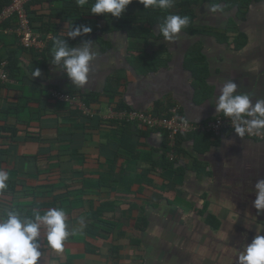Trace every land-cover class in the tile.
Wrapping results in <instances>:
<instances>
[{
  "label": "crops",
  "instance_id": "0c3cea01",
  "mask_svg": "<svg viewBox=\"0 0 264 264\" xmlns=\"http://www.w3.org/2000/svg\"><path fill=\"white\" fill-rule=\"evenodd\" d=\"M191 1L192 24L173 41L159 25L131 36L90 14L87 3L33 8L36 23L49 15L63 36L72 24L91 27L73 46L90 40L97 53L83 88L51 63L52 51L40 77H32L29 69L46 52L38 57L0 29V59L14 53L20 70L19 78L0 81V170L14 188L0 194V219L61 208L70 232L84 221L59 252L42 230L38 264H239L245 246L264 235V213L253 207L254 185L264 179V140L228 131L185 139L169 173L164 132L86 120L51 101L52 91L80 93L105 116L114 103L143 111L178 104L189 121L208 125L224 116L215 103L226 81L253 102L264 99V0L241 11L221 4L219 13L207 11L214 0Z\"/></svg>",
  "mask_w": 264,
  "mask_h": 264
},
{
  "label": "clouds",
  "instance_id": "9594fccd",
  "mask_svg": "<svg viewBox=\"0 0 264 264\" xmlns=\"http://www.w3.org/2000/svg\"><path fill=\"white\" fill-rule=\"evenodd\" d=\"M76 2L78 7H84L88 0H76ZM173 2L174 0H142L145 8L155 6L162 10L171 8ZM131 3L132 0H95V3L90 6V14L120 18ZM207 11L222 12V5L212 4ZM189 23L188 16L167 15L163 23L159 25L160 33L166 41H173ZM91 32L90 26L72 24L67 32V39L57 38L53 41L51 63L61 67L72 84L81 88L88 83L90 64L97 53L90 40L84 41L78 47L70 46L67 40H75ZM40 75L39 68L32 72L34 78ZM238 87L233 80L223 83L219 88L220 95L216 97L215 108L218 113H222L224 117L231 120L237 136L243 137L254 130H264V99L253 102L247 93L238 92ZM172 105L178 104L167 105L161 110ZM181 112L184 116L182 108ZM228 132L234 134L231 131ZM8 179V173L0 170V190L7 187ZM254 192L256 198L253 201V207L258 213H264V179L255 183ZM66 219V213L61 208H50L43 215L35 212L34 218L23 219L15 212H8L6 218L0 219V264H38L42 258L39 243L42 230L46 233L47 246L57 252L62 251L68 237L84 227V221L81 220L80 228L70 232ZM239 264H264V235H256L252 242L245 246L243 253L239 256Z\"/></svg>",
  "mask_w": 264,
  "mask_h": 264
},
{
  "label": "built area",
  "instance_id": "2783aa9c",
  "mask_svg": "<svg viewBox=\"0 0 264 264\" xmlns=\"http://www.w3.org/2000/svg\"><path fill=\"white\" fill-rule=\"evenodd\" d=\"M37 0H11V3L0 14V29L8 22L11 25L4 29V32L13 35L19 46L26 51L34 52L38 57H42L49 48L50 43L54 41L55 35L42 32V24L33 20L31 10L41 8L48 12L53 0H39L41 5H36ZM8 62L5 61L0 67V81L8 82L10 80L6 71ZM52 103H62L69 106L70 109L78 111L86 120H92L96 117L103 121L116 123L120 125H135L140 129L158 130L166 135L168 147V158L174 161L177 156L178 140L182 136L192 134H218L231 131L234 134V127L229 118H218L208 125L196 124L189 121L181 112L178 105L168 106L160 112L155 109L140 111L136 109H120L116 103L112 104L109 113L100 115L85 103L80 93H68L63 91L51 92ZM237 135V134H236ZM246 139L264 140V131H252L246 133Z\"/></svg>",
  "mask_w": 264,
  "mask_h": 264
},
{
  "label": "trees",
  "instance_id": "16d2710c",
  "mask_svg": "<svg viewBox=\"0 0 264 264\" xmlns=\"http://www.w3.org/2000/svg\"><path fill=\"white\" fill-rule=\"evenodd\" d=\"M76 0L74 1H69V0H53V2H62L63 4L68 3V4H72L75 3ZM215 3L217 4H225L227 6V9H231V8H238L239 11L249 7L251 5L252 0H214ZM11 3V0H0V14L3 12V10L8 7ZM36 5H41V2L39 0L35 1ZM95 3V0H88L87 4L88 5H92ZM196 2L195 1H191V0H174L173 2V6L169 9H159L158 7L155 6H150L145 8V6L142 4V0H132V3L127 7L126 11L124 12V14L122 15V17L120 18H114L109 16H104V15H94L95 17H97L100 20H103L105 22L107 21H114L117 24L116 29L118 30H123L128 32L131 36H138L141 35L143 33H149L151 29H153L155 26L160 25L163 23L165 17L167 15L170 14H178L180 16H188V7L189 6H193ZM141 7V9H138L137 7ZM90 7V6H89ZM76 8V7H75ZM88 11H90L88 9ZM63 12H65V14L68 15H72L71 11H66L63 9ZM136 13V14H131V13ZM89 13V12H88ZM64 14V15H65ZM139 15L142 16V18H144L143 20H140ZM38 16V15H37ZM37 21V20H35ZM191 21V20H190ZM146 24L148 26L149 29H143L140 28L139 26L142 24ZM39 24H42V32H44L45 34H54L55 35V39L57 38H63V39H67V36H63L62 33H58L55 32L54 29V25L51 22V17L49 15H41V19ZM192 24V21L189 23V25ZM11 25V23H7L6 25L3 26V29L8 28ZM54 39V40H55ZM67 43L70 46H74L76 44V40H72V39H68ZM53 42L50 43V46L48 48V50L46 51V54L43 58H41L40 60H35L34 64L32 65V67L29 69L31 72L35 70V68H39L40 70L45 67V63L48 59V53L52 51L53 49ZM29 52V51H28ZM32 52V51H31ZM30 52V53H31ZM14 57V53H10L8 55V58H6L7 62H8V66H7V72L9 74L10 78H19L20 76V70H19V64L16 62L15 59H13ZM4 60L1 61L0 59V66L1 63ZM116 79H111L110 80V88L113 86V82H116ZM74 94V93H72ZM84 98V97H83ZM85 100V99H84ZM86 105L90 106L91 103L87 102L85 100ZM166 106V105H165ZM165 106H158L157 110H161L162 108H164ZM223 118H226L224 116H222ZM12 133L15 131H11ZM212 136V134H199V135H188V136H182L179 138L178 140V149H177V156L181 153V142L185 139H198V138H203V137H210ZM177 159H175L174 161H165V170L167 172H171L173 169H175L176 165H177ZM3 195H9L11 192H14V188L13 187H6V189H2L0 190ZM14 196V195H13ZM37 208V207H36ZM22 211V210H21ZM31 210L30 213H26V214H21V213H17V215H19L22 219L23 218H34V213L35 212H43V211H34ZM45 211V210H44ZM15 212L16 211H12ZM42 214V213H40ZM7 214L5 216H2V218H6Z\"/></svg>",
  "mask_w": 264,
  "mask_h": 264
},
{
  "label": "rangeland",
  "instance_id": "374dc122",
  "mask_svg": "<svg viewBox=\"0 0 264 264\" xmlns=\"http://www.w3.org/2000/svg\"><path fill=\"white\" fill-rule=\"evenodd\" d=\"M214 4H217V3H215V1H214ZM221 5V4H220Z\"/></svg>",
  "mask_w": 264,
  "mask_h": 264
}]
</instances>
